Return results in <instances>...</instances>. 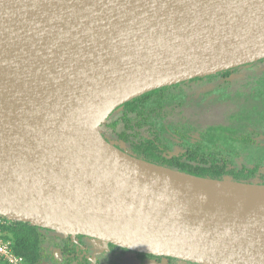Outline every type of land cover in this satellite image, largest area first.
I'll return each mask as SVG.
<instances>
[{
	"label": "water",
	"instance_id": "1",
	"mask_svg": "<svg viewBox=\"0 0 264 264\" xmlns=\"http://www.w3.org/2000/svg\"><path fill=\"white\" fill-rule=\"evenodd\" d=\"M263 58L264 0H0V217L194 264H264V185L152 164L101 132L138 96ZM94 114L98 147L68 122Z\"/></svg>",
	"mask_w": 264,
	"mask_h": 264
},
{
	"label": "trees",
	"instance_id": "2",
	"mask_svg": "<svg viewBox=\"0 0 264 264\" xmlns=\"http://www.w3.org/2000/svg\"><path fill=\"white\" fill-rule=\"evenodd\" d=\"M264 58L248 65L225 70L213 75L193 78L181 83L158 88L156 90L138 96L120 107L110 115L107 122L101 126L103 137L123 152L149 163L163 166L178 172L189 174L200 178L223 181L230 179L238 183L264 185V161H252L251 158L245 159L242 164H237L234 157H239L244 150L241 143L229 146L232 153L227 152L228 148H223L227 140L233 138L225 136L224 130L211 129L206 136L198 139L194 145L187 150L182 157L167 159L164 156L169 148V143L163 138L166 132V126L163 122L164 110L176 103L184 96V86L188 83L204 84L217 80L219 78H228L231 75L240 72L245 67L252 65L254 73L251 79L264 77V71L261 70ZM251 82L249 83V85ZM253 87H247L252 90V96L262 98L264 96V80H256ZM220 86V85H218ZM216 87L211 92L217 93L221 90ZM221 87V86H220ZM250 88V89H249ZM224 89V88H223ZM171 104V105H170ZM216 131V134H214ZM232 131V130H230ZM219 132V133H217ZM251 136V134H250ZM244 141L249 146L260 147L252 137H247ZM120 142L122 146L117 145ZM247 145H244L247 147ZM128 150V151H127ZM6 238L13 243L14 251L22 255L27 262L33 263L40 257L49 243L54 242L52 236L69 239V235H62L51 230L43 229L37 226H31L28 223L9 221V225L4 228ZM10 233V234H8ZM85 236H76L75 239L81 240ZM44 244L47 246L44 247ZM65 253L70 255L65 259L64 264H71L76 260L72 253L75 252L76 245L68 241ZM72 246V247H71ZM140 258H160L151 255L138 254ZM169 262H176L177 259L164 257ZM167 261V262H168ZM78 264V263H77Z\"/></svg>",
	"mask_w": 264,
	"mask_h": 264
},
{
	"label": "flooded vegetation",
	"instance_id": "3",
	"mask_svg": "<svg viewBox=\"0 0 264 264\" xmlns=\"http://www.w3.org/2000/svg\"><path fill=\"white\" fill-rule=\"evenodd\" d=\"M253 67L252 65L245 67L250 68ZM262 68H264V63ZM243 69V70H244ZM242 71V70H241ZM259 72V70H258ZM238 73V72H237ZM237 73L231 75L228 78H219L217 80L207 82L204 84H199V83H188L187 85L184 86L185 88V93L182 95L180 94L179 96H184L180 100H178L175 104L176 107L173 110L174 112L172 113L171 116L174 115V117H171L169 115V112L167 110H164L163 114V122L166 126V132L163 134V138L165 139L166 142H168L169 148L165 151L164 156L167 159H173V158H180L185 153H187V150L191 147V145H194L198 139L202 138L203 136H206L207 133L211 132V129H217V130H224L225 136H229L232 139L227 140V144L223 148H228L227 152L230 151L229 153H232V150H230L229 146L231 147V143L233 144L236 143H241L243 145H247V143L244 141L247 137H252V140L256 142L257 145H262L264 146V138H262V131H258L257 134H254L251 128V126H255L254 124H244V122L241 119H238L235 115L231 113V118H230V123L234 121V125L231 126H221V125H210L205 129H198L196 125L192 126V128L187 127V125L191 124L187 121H183L180 117L183 114V107L187 106L190 108H193L194 110H198L197 112L200 111L201 107L195 106L197 102H200L204 99H207L208 97L211 98V102L213 104L215 99H218V101H221L223 103H228L231 106L234 105V107H231L234 112H238L242 109L243 105V98L236 99L235 96H233V102H228L227 99H225V96H211L215 93L209 94L208 96L205 95L207 91L210 89H215L218 86L221 90L223 88L228 89V81L233 79V76H235ZM251 79V78H249ZM254 80L259 81L258 78H254ZM234 82L232 83V85ZM241 85V84H238ZM243 86V85H241ZM241 86H238L237 89L239 90L240 93L246 92L247 89L245 88L240 89ZM230 88V87H229ZM233 88V87H232ZM217 94V93H216ZM253 99V98H252ZM260 100V99H259ZM192 101V102H191ZM242 102V104H240ZM195 103V104H194ZM189 105V106H188ZM211 105V104H209ZM204 109V108H203ZM207 109H209V106H207ZM213 110L212 108H210ZM246 129V130H244ZM232 130V131H230ZM240 131L243 132V135L241 134L240 136H237V133L240 134ZM219 133V132H217ZM216 134V131L215 133ZM251 134V136H250ZM255 137V138H254ZM119 146H122L120 142H117ZM248 147V145H247ZM252 147H255L252 145ZM128 151V150H127ZM127 154L133 153V152H126ZM250 152H242V155L239 157H234V161L237 164H242V162H245V155L249 154ZM131 155V154H129ZM264 169V168H263ZM52 237V242L53 247H48L46 244L44 247H46V251H43L40 255L39 261L37 264H64L65 259L70 257V255L66 254V247L69 246L68 241L74 242L76 245L75 252L72 253V256L77 258L76 260L72 261L71 264H136V260L138 259L137 264H194V263H189V262H184L181 260H176V262H169L168 260L164 259V257L160 258H140L138 254H143V253H136L127 249H123L121 247L112 245V244H105L103 242L99 243L97 240L91 239L89 237L83 238L81 240H77L75 238H72L69 236V239H62L59 237L54 236L53 234H49ZM105 245V246H104ZM72 247V246H71ZM96 250L98 253H94L93 251ZM96 254V255H95ZM99 254V255H98ZM147 255V254H145ZM153 256V255H151ZM158 257V256H155ZM168 261V262H167Z\"/></svg>",
	"mask_w": 264,
	"mask_h": 264
},
{
	"label": "rangeland",
	"instance_id": "4",
	"mask_svg": "<svg viewBox=\"0 0 264 264\" xmlns=\"http://www.w3.org/2000/svg\"><path fill=\"white\" fill-rule=\"evenodd\" d=\"M254 68L255 67H250V68H246L240 72H238L235 76H233V79H231L230 81H228V89L226 88L222 89V90H218L217 94H213L211 96H225V99H227L228 102H233V96H235L236 99L239 98H243V105H242V109L238 112H234V110L231 107V104L229 105L228 103H223L221 101H218V99H215L213 104L210 103L211 102V98L208 97L207 99H204L200 102H197L195 104V106L197 107H201L200 111L197 112L198 110H194L193 108L184 106L183 107V114L180 117L183 121H187L191 124L187 125V127L192 128V126L196 125L198 127V129H205L210 125H221V126H228L231 124V126H233L235 123L234 121H232L230 123V118H231V113L236 114L235 116L238 119H241L244 124H256L255 126H251L253 133L257 134L258 131H262V138H264V96H262V98H258L257 96H252V90L249 91L247 87H253L255 85H251L254 84L256 82V80L252 79L250 80L249 78H251L252 74L254 73ZM259 71H264V68H261V70ZM261 75L258 77V79H263L260 78ZM255 78V77H254ZM234 82V84L232 85V83ZM251 82V84L249 85V83ZM241 84V85H238ZM238 86H241L240 89H247L246 92H242L240 93L239 90L237 89ZM230 87V88H229ZM233 87V88H232ZM249 88V89H250ZM214 89V88H213ZM213 89H210L209 91H207L205 93L206 96H208L209 94H212L213 92H211ZM245 91V90H244ZM253 98V99H252ZM260 99V100H259ZM192 102V101H191ZM242 102H240V104H242ZM211 104V105H209ZM171 105V104H170ZM189 106V105H188ZM207 106H209V109H207ZM176 104L174 103L173 105L169 106L168 108H166L165 110H167L169 112V115L171 116L172 113L174 112L173 110L175 109ZM204 108V109H203ZM210 108H212L213 110H211ZM171 117H174L171 116ZM246 130V129H244ZM244 131L241 132L240 134L237 133V136H240L241 134L243 135ZM255 138V137H254ZM244 150L250 152L249 154L245 155L246 159L251 158L252 161H264V146H260V147H246L244 146ZM10 234V233H8ZM6 235V233H5ZM11 235V234H10ZM99 243V241H97ZM45 245V244H44ZM105 246V245H104ZM48 247H53L52 242L48 244ZM47 247V249H48ZM94 250V249H93ZM97 250V249H96ZM96 250H94V253H98ZM96 255V254H95ZM99 255V254H98ZM40 258V257H39ZM39 258H37L32 264H37V262L39 261ZM136 264L139 262L138 259H135ZM25 264H31L29 262ZM127 264V263H126ZM181 264H185V263H181Z\"/></svg>",
	"mask_w": 264,
	"mask_h": 264
},
{
	"label": "bare ground",
	"instance_id": "5",
	"mask_svg": "<svg viewBox=\"0 0 264 264\" xmlns=\"http://www.w3.org/2000/svg\"><path fill=\"white\" fill-rule=\"evenodd\" d=\"M104 115L94 114L89 115L85 120H80L78 116L74 118H69L68 122H72V128L75 129L74 137H77L84 144H93V146L98 147L100 145L99 137L95 131L96 125L103 118ZM65 124V123H64Z\"/></svg>",
	"mask_w": 264,
	"mask_h": 264
},
{
	"label": "built area",
	"instance_id": "6",
	"mask_svg": "<svg viewBox=\"0 0 264 264\" xmlns=\"http://www.w3.org/2000/svg\"><path fill=\"white\" fill-rule=\"evenodd\" d=\"M9 221L0 217V264H25L24 257L14 251L13 243L6 238L4 228L9 225Z\"/></svg>",
	"mask_w": 264,
	"mask_h": 264
}]
</instances>
